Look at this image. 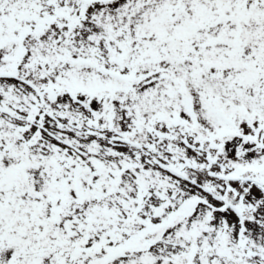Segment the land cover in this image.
<instances>
[{"label": "snow or ice", "instance_id": "1", "mask_svg": "<svg viewBox=\"0 0 264 264\" xmlns=\"http://www.w3.org/2000/svg\"><path fill=\"white\" fill-rule=\"evenodd\" d=\"M0 264H264V0H0Z\"/></svg>", "mask_w": 264, "mask_h": 264}]
</instances>
